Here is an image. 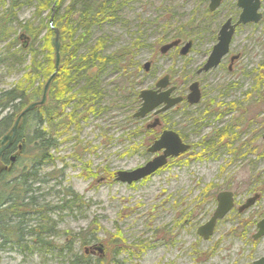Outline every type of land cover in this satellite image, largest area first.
<instances>
[{
	"label": "rangeland",
	"instance_id": "obj_1",
	"mask_svg": "<svg viewBox=\"0 0 264 264\" xmlns=\"http://www.w3.org/2000/svg\"><path fill=\"white\" fill-rule=\"evenodd\" d=\"M69 2L63 0L60 9ZM234 2L227 0L209 18L204 13L208 0H127L120 11L123 18L93 27V37L108 39L107 53L134 39L144 42L135 58L137 70L129 69L135 73L137 91L152 87L168 73L176 85L184 88L215 45L214 32L226 18L238 14ZM32 6L19 9V21L32 17ZM261 10L263 19L259 24L243 26L236 32L232 50L243 54L236 70L228 73L224 63L223 68L198 76L206 94L200 108L191 112L172 110L161 119L163 128H175L193 144L191 151L131 185L116 181L114 176L121 170L142 167L150 159L147 148L155 131L147 130L144 120L133 117L140 103L115 90L119 71L114 66L104 67L97 106L79 121V129L72 126L59 136V144L51 152L54 160L42 168L43 174L50 171L56 177L55 181L50 177L39 191L45 195V205H61L68 189L80 195V201L72 210H42L43 217L55 224L49 240L56 246H13L0 255L1 264H69L83 256L87 257L83 264H251L264 255V239L250 243L255 225H250L246 233L236 227L249 218L257 221L264 216V144L260 139L264 131V96L259 104L256 98L258 91L264 95V0ZM125 19L128 22L121 21ZM180 27L194 40L191 52L186 56L174 51L162 54L155 47L158 40L166 37L167 29L169 43L173 30ZM34 46L38 52L41 43ZM52 46L54 52V41ZM6 47L8 42L0 43V54ZM18 48L15 44L9 51ZM39 55L41 59L42 53ZM148 61H153L149 73L143 69ZM27 62L14 60V66L11 60L1 62L0 89L20 80ZM80 86L79 82L70 83L69 93ZM236 99L244 103L240 115L227 106ZM223 126L232 131L227 139L205 145V137ZM5 167L11 168L3 163L1 170ZM256 188L262 198L252 210L237 220L236 215L224 220L210 241L197 236V227L214 208L213 202L201 199L206 197L202 193L214 191L216 195L231 189L241 202ZM92 225L97 240L81 244V235L85 236L84 230ZM95 244H104L103 254L97 250L87 254Z\"/></svg>",
	"mask_w": 264,
	"mask_h": 264
},
{
	"label": "trees",
	"instance_id": "obj_2",
	"mask_svg": "<svg viewBox=\"0 0 264 264\" xmlns=\"http://www.w3.org/2000/svg\"><path fill=\"white\" fill-rule=\"evenodd\" d=\"M62 1L0 0V43L8 42L5 53L0 54V63L11 60L14 66V60H28L20 80L10 88L0 89V139L11 130L16 117L29 104L43 97L44 84L55 70L54 27L60 31L61 41V65L47 93V101L23 115L15 142L2 157V162L11 168L5 167L0 171V255L13 246L25 249L29 248L28 244L48 248L56 246L49 240V233H55V224L43 217L42 210H72L81 198L68 189L61 205H45V195L39 191L43 183L50 181V171L43 174L42 168L54 160L51 152L58 146L59 136L72 126L79 129V121L97 106L100 73L104 67L114 66L115 71H119L116 91L137 99L133 82L135 73L129 69H135L138 61L135 58L144 42L134 39L107 53L108 39L105 36L93 37V27L123 18L120 11L127 0H70L62 10L56 11L51 24L53 5L55 2L62 4ZM27 4L34 7L32 17L19 21V9ZM205 14L208 15L207 12ZM121 21L128 22L126 19ZM184 30L182 27L173 30L170 38L190 39L191 35L185 34ZM168 33L166 29V37L158 40L157 46L168 40ZM21 35L26 37L21 39ZM26 39L29 44L24 47ZM37 42L41 43L38 50L43 55L41 59L34 46ZM15 44H19V48L9 51ZM72 82H79L81 86L69 93ZM205 145L212 146L207 141ZM13 153H18L14 165L10 161ZM93 226L84 230L86 237L81 235V244L89 245L97 240ZM83 258L87 257L83 256L75 263L72 260L69 264H83Z\"/></svg>",
	"mask_w": 264,
	"mask_h": 264
},
{
	"label": "water",
	"instance_id": "obj_3",
	"mask_svg": "<svg viewBox=\"0 0 264 264\" xmlns=\"http://www.w3.org/2000/svg\"><path fill=\"white\" fill-rule=\"evenodd\" d=\"M222 3V0H210V5H209V11H214L217 8L220 7ZM239 7L242 9V13L239 17V20L237 21L238 23L236 24H231L230 20L226 21V23L222 26L220 30V35L218 42L214 45L212 48V51L210 53V58L207 62L206 68H209L210 66L212 67L213 65H216L219 60L223 57V54L227 53L229 51L230 47V42L234 36V31L235 27L239 24L243 23H248V22H259V20L262 18V13L260 12L261 8V0H240L239 1ZM54 12L52 17L50 18V23L52 24L54 22L53 20ZM53 27V25H51ZM55 30V37L53 38L52 41H54V52H55V70L53 71L51 77L45 82V86L43 88V97L40 101L37 102H32L27 106L26 109L22 111L21 114H19L16 117V120L14 124L12 125L11 130L4 134L2 138L0 139V161L2 159V156L6 152L8 148H10L13 143L15 142V138L18 133V128L21 125L22 122V117L25 113L31 111L33 108L42 106L48 98V91L52 85L53 80L55 77L58 75V70L61 65V52H60V47H61V41H60V31L57 28H53ZM21 39H24L26 36L21 35ZM181 40H176V41H171L168 44H165L161 46V52L162 53H167L171 48L177 47L180 44ZM24 47H27L29 42L26 39L24 42ZM193 41L190 40L183 44V47L180 51L181 54L186 55L190 52L191 47L193 46ZM145 69L149 71V66L150 62L145 63ZM167 82L166 78H163L160 80L158 83V86L164 87ZM192 92L188 96L189 102L191 104L193 103H198L200 101V92L199 88H197V83L192 84L190 87ZM168 93H160L158 94L157 92L153 90H142L140 93V97L143 100L142 105L140 106V109L136 114L134 115L137 118L143 117L148 113H151L152 110L155 108L162 106L161 110H167L170 107H172L174 104L180 102V99H174V100H169V96L167 95ZM160 110V111H161ZM189 145L187 143H182L181 138L177 132H172L170 130H166L163 132L162 136L154 141L152 143V146L150 147L149 151L151 153L153 152H160L162 151V155L157 156L153 158V160H150L146 162L145 164L142 165V167H138L136 169H133L132 171H125L121 170L116 173V181L118 182H123L128 185L133 184V182H139L143 180L146 177H149L154 174L157 170L163 168L167 163H168V158L176 157L179 156L181 153H184L187 149H189ZM18 157V153H14L10 157L11 164L15 162V160ZM0 168H1V162H0ZM232 197L233 194L232 192H220L218 194V209L213 215V217L204 225L199 227V233L206 239H209L210 235L214 231V226L216 221L220 218L223 217L226 213L230 211V209L233 207L232 205ZM259 198V195H255L251 197L246 203V205L243 208H248L253 205V203ZM259 231L254 234V237L260 238L264 236V217L263 219L257 224ZM93 250H97L99 254H103L104 251V244H95L93 247ZM92 250V251H93ZM88 251V250H87ZM94 252V251H93ZM92 252V253H93ZM254 264H264V258L257 260Z\"/></svg>",
	"mask_w": 264,
	"mask_h": 264
},
{
	"label": "flooded vegetation",
	"instance_id": "obj_4",
	"mask_svg": "<svg viewBox=\"0 0 264 264\" xmlns=\"http://www.w3.org/2000/svg\"><path fill=\"white\" fill-rule=\"evenodd\" d=\"M231 1V0H230ZM235 2H234V5H235V8L238 10V14L236 15V16H229L228 18H226L223 22H222V24H221V26H220V28H219V30L218 31H215L214 32V34H215V36H216V42H215V44L218 42V39H219V35H220V30H221V28H222V26L226 23V21H228V20H230V22H231V24H236V23H238L237 21L239 20V17H240V15H241V13H242V9H241V7H239V1L240 0H234ZM227 2V0H222V3H221V5H220V7L219 8H217L216 10H214V11H209V5H210V0H208V6H207V8L206 9H204L205 11H204V13L205 12H207L208 13V17L209 18H211V16H213L214 14H216L217 13V11L221 8V6L224 4V3H226ZM262 3H263V0H261V8L259 9L260 10V12L262 13V18L259 20V22H248V23H241V24H239V25H237L236 27H235V31H234V36H233V38H232V40H231V42H230V47H229V51L227 52V53H225V54H223V57L219 60V62L216 64V65H213L212 67L210 66L209 68H206V65H207V62H208V60H209V58H210V53H209V56H207V58L204 60V62L200 65V67L196 70V73H195V76L193 77V79L192 80H189L187 83L188 84H184V88H181V87H179L178 85H176L175 83H174V81L171 79V77H172V75L171 74H165V75H163V76H161L160 78H158L155 82H154V84H153V86L152 87H149L148 89H141V90H139V91H137L136 89H134V91L136 92V95H137V99H136V101L137 102H139L140 103V105H139V107H138V109H137V111L136 112H138V110L140 109V106L142 105V103H143V100H142V98L140 97V93L142 92V90H153V91H155V92H157L158 94H160V93H165V92H167L168 94V98H169V100H174V99H180L181 101L180 102H178V103H176V104H174L172 107H170L169 109H167V110H161V108H162V106H164L163 104L161 105V106H159V107H157V108H155L154 110H152L151 111V113H148V114H146L145 116H143V117H140V118H137V117H135L134 115L136 114V112H134V115H133V117L135 118V119H137V120H144V122L143 123H146V126H145V128L147 129V130H149V131H155V135L153 136V138L150 140V145H149V147L147 148V153L149 154V155H151V157H150V159H148L147 161H145V163L146 162H148V161H150V160H153V158H155V157H157V156H160V155H162V151H160V152H153V153H151L150 151H149V149H150V147L152 146V143L154 142V141H156V140H158L161 136H162V134H163V132L164 131H166V130H170V131H174V132H177L178 134H179V136H180V138H181V141H182V143H187L190 147H189V149H187L184 153H181L179 156H176V157H174V158H172V157H170V158H168V163L169 162H171V161H174V160H178V159H180V158H182V157H184L185 156V154H187L188 152H190L191 151V149H192V147H193V144L192 143H190V142H188L186 139H185V136L184 135H182V133H180V132H178L175 128H170L169 126H166L165 128H163V123L161 122V119H162V117H163V115L165 114V113H167V112H169V111H172V110H174V111H176V113L178 112V111H189V112H191V110H193V109H197V108H200V105L202 104V102L204 101V97H205V91H204V88H202V86H201V84H200V79H198L199 77L198 76H201V75H203V74H207V73H210V72H212L213 70H216V69H220V68H223V64L224 63H227V71H228V73H230V74H232L233 73V71H235L236 69H234L235 68V66H236V63L240 60V59H242V57H243V54H240V53H233V50H232V46H233V40H234V38H235V35L237 34L236 32L240 29V28H242L243 26H249V25H254V24H259L260 22H261V20L263 19V12H262ZM217 34V35H216ZM171 39V38H170ZM176 40H181L180 41V44L177 46V47H173V48H171L167 53H162L161 52V46H163V45H165V44H168L166 41H162L161 42V44H158V46H157V44H156V46L155 47H158L159 48V50H160V52L162 53V54H168L169 52H171V51H174V52H178V54H179V56L181 55V56H186V55H188L190 52H191V50H190V52L188 53V54H186V55H183V54H181L180 53V51H181V49H182V47H183V44H185L186 42H188V41H190V40H192L193 42H194V40L190 37V39H187V40H183L182 38H179V39H171V40H169V42H171V41H176ZM193 45V44H192ZM194 46V45H193ZM192 46V47H193ZM192 47H191V49H192ZM214 47V46H213ZM212 47V48H213ZM212 51V50H211ZM227 61V62H226ZM150 62V66H149V71L151 70V67H152V64H153V61H149ZM146 63V62H145ZM145 63L143 64V69L145 70V72H147V73H149V71H147L146 69H145ZM136 65H137V63H136ZM237 68V67H236ZM238 69V68H237ZM136 70H137V67H136ZM259 78H261L262 76H261V73H259ZM163 78H166L167 79V82H166V84H165V86L164 87H160V86H158V83L160 82V80H162ZM194 83H197V88H199V92H200V101L198 102V103H193V104H191L190 102H189V99H188V96L190 95V93L192 92V90H191V86H192V84H194ZM261 84V83H260ZM256 91H254L253 92V94H256L255 93ZM248 96L247 97H250L251 98V100H253L254 99V96H249V95H251V94H247ZM256 96V95H255ZM261 96H264V95H262L261 93H259V91H258V95L256 96V98H258V104L260 103V100H261ZM212 104H214V102L212 101L211 102V104H209L210 106L212 105ZM228 104L229 105H227L229 108H231L232 110H235V112H238L239 113V115L241 114V110L243 111L244 110V103L243 102H241V101H238L237 99L236 100H232V101H229L228 102ZM210 106L208 107V109H210ZM194 107V108H193ZM191 109V110H190ZM161 110V111H160ZM231 111V110H230ZM226 115H228V113L226 114ZM219 116H220V119H222V117H221V115L219 114ZM229 127V126H228ZM232 133V131L230 130V127L229 128H227V127H225V126H223V127H220V128H218L217 129V127L216 128H214L213 130H212V132L210 133V135L209 136H207V137H205V140L204 141H207V142H210V144L211 145H213L214 143H216L217 141H221V140H225V139H227V136L228 135H230ZM218 134H220V137L218 136V137H216ZM223 136H222V135ZM214 138H216V139H214ZM260 139H262L263 140V144H264V131H263V133H262V136H261V138ZM5 155V154H4ZM3 155V156H4ZM2 156V157H3ZM1 165L3 164V162H2V159H1ZM144 163V164H145ZM167 163V164H168ZM167 164L164 166V167H166L167 166ZM164 167L163 168H161V169H159V170H157L156 172H158V171H160V170H162V169H164ZM3 170V169H2ZM1 170V168H0V171H2ZM156 172H154V173H156ZM154 175V174H153ZM152 176V175H151ZM151 176H149V177H151ZM50 177H51V181H55L56 180V177H55V174H54V172H52L51 174H50ZM149 177H147V178H149ZM147 178H145V179H147ZM235 180H233V181H231V183L232 182H234ZM234 184V183H233ZM211 188V187H210ZM212 190V189H211ZM211 190H209V191H211ZM213 191V190H212ZM220 192H232V194H233V197H232V205H233V207L230 209V211L228 212V213H226L223 217H220L217 221H216V223H215V228H214V231H213V233L210 235V237H209V239H206V238H204L200 233H199V227L200 226H202V225H204L205 223H207L212 217H213V215L215 214V212L217 211V209H218V207H219V205H218V200H217V198H218V194L220 193ZM247 192H248V190H247ZM249 193V192H248ZM259 195V198L253 203V205L252 206H250V207H248V208H243L245 205H246V203H247V201L249 200V199H251V197H253V196H255V195ZM201 195H203V196H206V197H202L201 196V199H203V200H205V202L207 201V200H210V202H213V205H214V208L212 209V211H211V213L209 214V218H207V220L205 221V222H203V223H201L198 227H197V231H196V233H197V236L198 237H200V238H202L204 241H210V239H211V237H213L214 236V234L216 233V231H217V228H218V226L220 225V223H222L224 220H226V219H228L229 217H231V215H236V220L237 219H239V218H241V217H243L244 215L243 214H245V213H247V212H249L250 210H252V208L255 206V205H257L258 204V202H259V200L262 198V192H260V191H258V188H256V189H254V190H251V192L248 194V196L245 198V199H243L241 202H237V196L238 195H236V193H235V190L234 191H232L231 189H224V190H221V191H219L216 195H214V191L213 192H211V194H209V192H208V194H201ZM210 195V196H209ZM205 206L203 205V207L202 208H204ZM264 217V216H263ZM263 217L262 218H260L259 220H253V219H247L246 221H242L243 222V224H241L242 222H239L238 224H237V228L238 229H240V230H242V233H246L248 230H250V225H255V228H254V231H253V233L250 235L251 236V238H250V243H257V242H259V241H261L262 239H264V236L263 237H260V238H255L254 237V234H256L258 231H259V228H258V223L263 219ZM91 250H93V248H91ZM91 250H89L88 251V253L87 254H92L93 255V251H91ZM93 252V253H92ZM262 258H264V255H262V256H260V257H258V258H255L253 261H252V263L251 264H254L257 260H260V259H262Z\"/></svg>",
	"mask_w": 264,
	"mask_h": 264
},
{
	"label": "bare ground",
	"instance_id": "obj_5",
	"mask_svg": "<svg viewBox=\"0 0 264 264\" xmlns=\"http://www.w3.org/2000/svg\"><path fill=\"white\" fill-rule=\"evenodd\" d=\"M58 1V0H57ZM61 3L60 4H56V2L54 3V5H53V7H54V9H53V12H54V15H55V13H56V11H58V9H60L61 8ZM53 12H52V14H51V17H52V15H53ZM50 17V18H51ZM53 18H54V16H53ZM57 195V194H56Z\"/></svg>",
	"mask_w": 264,
	"mask_h": 264
}]
</instances>
